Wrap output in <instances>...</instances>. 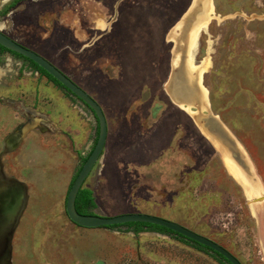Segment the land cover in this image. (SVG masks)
I'll return each instance as SVG.
<instances>
[{
  "label": "rangeland",
  "instance_id": "374dc122",
  "mask_svg": "<svg viewBox=\"0 0 264 264\" xmlns=\"http://www.w3.org/2000/svg\"><path fill=\"white\" fill-rule=\"evenodd\" d=\"M210 5L190 49L193 73L213 114L250 156L263 187L258 199L193 129L183 112L192 113L172 101L167 81V98L162 92L166 48L168 78L173 61L184 57L174 42L177 31H169L190 10L188 0H0V29L48 59L101 106L106 145L83 183L94 195L93 214L159 216L217 242L241 264H264V0ZM0 96L16 106L14 112L4 104L0 131L10 126L7 118L23 122L24 107L33 106L37 111L28 110L44 118L39 125L50 133L43 143L27 138L20 150L31 199L26 221L12 232L9 264H223L175 235L66 224L67 188L96 139L95 117L8 53L0 58ZM67 126L77 141H68L66 152L56 146L65 143L57 138ZM156 149L158 160L152 157Z\"/></svg>",
  "mask_w": 264,
  "mask_h": 264
},
{
  "label": "water",
  "instance_id": "95a60500",
  "mask_svg": "<svg viewBox=\"0 0 264 264\" xmlns=\"http://www.w3.org/2000/svg\"><path fill=\"white\" fill-rule=\"evenodd\" d=\"M0 46L5 49L16 53L42 68L45 72L51 75L57 82H59L71 95L80 100L86 105L94 115L97 122V137L95 144L87 156L86 160L82 164L75 179L73 180L65 198L64 208L65 213L70 220L79 227L84 228H98L109 227L112 225H121L126 223H149L157 226L164 227L180 236L194 241L225 258L230 264H241V262L233 256L227 249L218 244L217 242L207 238L201 234H198L179 223L174 221L155 216L147 213H124L115 216H104L98 214H80L75 208V197L84 183V180L89 175L90 171L102 156L106 139L108 135V127L105 115L98 102L93 99L85 90L79 85L75 84L65 73H63L58 67L51 63L48 59L36 53L35 51L23 46L21 43L16 42L12 38L8 37L0 30ZM11 183L18 185L16 181ZM22 185V184H19ZM23 187V185H22ZM24 193V191H23ZM25 201V194L23 196ZM27 198V197H26ZM24 206V202L15 211V217L11 224H0V264H4L5 261L10 259V239L12 232L16 226L18 216L20 215ZM9 264V263H7Z\"/></svg>",
  "mask_w": 264,
  "mask_h": 264
},
{
  "label": "crops",
  "instance_id": "0c3cea01",
  "mask_svg": "<svg viewBox=\"0 0 264 264\" xmlns=\"http://www.w3.org/2000/svg\"><path fill=\"white\" fill-rule=\"evenodd\" d=\"M191 2H192L191 0H188L189 8H190V5H191ZM187 12H188V10L185 11V12H183V14H185ZM181 15L180 16H177L174 19V22L176 20L178 22V20L181 19ZM174 22L168 28H170L174 24ZM168 28H166V29H168ZM162 39H163V36H162ZM163 42L166 43L167 41H165L163 39ZM166 51L169 53L168 54L169 57L167 58V62H166L167 72L165 73L164 79L160 83L162 92H163V94H164L165 97H166V95H165V92H164V86H163V84L166 83V81L168 80L167 74H168L169 70L171 69L170 68V64H171V60H170L171 59V56H170V45H169V47L166 48ZM194 54H195V52H194ZM194 62H195V60H194ZM196 65H200V63L199 64H196ZM206 97H207V102H208V94H206ZM0 99H1L0 100V119H2V118H4V115H6V112H8L7 111L8 109L5 108V105L6 104L11 103L12 104L11 106H13L12 108L14 109V112H15L16 106L13 104L15 101L12 100L11 98H9L8 96H5V97L0 96ZM170 100L168 99V101L171 104L174 105V103L171 102ZM204 101L206 102V98H205ZM183 107L188 108L189 111H190V113H192V115L193 114H197L196 116H198V115H201L202 114L203 116H206V115H209L208 112H210L211 115L215 116L216 117V119H215L216 121L214 119L213 120L216 122V124H219L220 125V129H221L222 133L224 134V136H222V137L221 136H217L218 139L215 140L216 142H211L207 137H205V135L203 133L200 132L198 126L197 125H194L195 120L193 119V116H192V118L189 115L187 116V114L185 112H183L180 108H178L179 110H181L186 115L187 120L189 121V123L191 122V125H193V129L196 128V130L199 133V135L202 136V138H204L207 141V143L210 145L209 146L210 149L218 157H220L222 163H223V158L221 156V153L222 154L225 153L224 157H226L229 160H231L233 162V164H235V166L237 167V169L241 171V173L247 174L250 177L251 176H254V178L256 177L257 178L256 181H258L260 183V179L257 176V173H256V171L254 169V164H253L250 156L247 154L246 150L237 142V140L234 139V136L230 133V131L222 124V122L220 121L219 117L217 115L213 114L212 110L210 109L209 102L206 103L204 105V107H202V108L198 107L197 103H190V102H185ZM29 108L31 110H33L34 112L37 111V109L34 108L33 106L32 107H29ZM29 108L28 107H26V108L24 107V112L21 111V113L23 112L22 114L24 115L25 118H24L23 122L18 123L17 125L13 124L14 123V118H13L14 116H13L12 111H9V113H8L9 115H7V116L8 117L13 116L12 117V120L9 119V118H7L5 120H7V121L10 120L11 124H10L9 127L4 128L2 131H0V155L2 154V156L0 158H1L2 162H3L2 164H3L4 171H6L7 174H10V176H11L10 178L18 183V185L14 184V188L21 190L22 197L25 194V201H24L25 203H24V206H23V209H22L20 215L18 216V219H17L16 224H20L21 221H24V222L26 221V210H27V207H28L29 202H30V199H31V194H30V191H29L28 183L26 182V162H25V159L23 158V156L22 155H21L22 157L20 156L21 147L25 144L27 138H29V139H33L34 138L35 140L40 141L41 143H43V142H46L47 141L45 138H43V136H48L50 134L45 128H42V127H40L41 125H39L40 121H38V120L41 119L42 117H38V116L35 117V115L32 114L28 110ZM159 115H160V112H156V117H159ZM43 119L44 118H42V120ZM139 120L141 122H143V118L142 119L140 118ZM158 122H160V120ZM180 123H183L184 124L186 122L181 121ZM2 125L3 124H1L0 127ZM67 129L68 130H67V133L66 134H64L62 131H59L60 133H59L58 138H57L59 140H62L63 139L65 141V143L64 142L61 143L58 140V142L61 144L62 147L61 146H56L59 149H61V148L65 149L66 148V152L69 151L68 150V147H66L68 141L69 142L70 141L71 142L77 141L74 138V136H73V132H72L73 129L69 128V126H67ZM176 132H177V130L175 129L172 132L171 137H168V140H169V142L167 143L168 145L166 144L165 146H162V149H164L163 153L166 151V149L168 147H170V143L173 142V139L176 136ZM74 133H75V131H74ZM140 135L141 136L143 135V132L142 131H140ZM210 135L213 137L212 132L210 133ZM225 136H226V140H225ZM228 142L231 143V146L234 145L235 148L234 149L233 148H229L231 146L229 145ZM216 143H217L218 147L221 146V148L223 150L221 149L220 151H222V152H219L218 148L216 147ZM166 146H168V147H166ZM3 147H6V149H5L4 152L1 151ZM156 150H157V152L156 153H153L154 155L152 157L155 158L156 160H158L160 158V155H159L160 154V150H158V149H156ZM16 155H17V157H16ZM15 160L17 162H19V164L18 163L16 164ZM14 162H15V164H14ZM223 165H224V163H223ZM224 167H225V165H224ZM226 171L228 172L227 168H226ZM228 174L231 175L229 172H228ZM236 183H238V182L236 181ZM19 184H22L23 187H22V185H19ZM238 185H240V187H242L241 184L238 183ZM242 189L244 190L243 187H242ZM262 189H263V187H262ZM23 191H24V193H23ZM256 197H257V195L254 198H256ZM258 198H256V199H258ZM253 201L257 203V201H255V199ZM251 203L252 202L249 199L248 204L251 205ZM262 204H264V199L262 201ZM45 213H46V210H45ZM50 214H51V212H50ZM254 214L257 217H259V214H260V217H262V215H263L262 211H260L259 208L256 209V211H255ZM50 219H51V217H50ZM263 222H264V216H263ZM68 223L70 225L71 224H74V223L70 222V220H67V223L66 224H68Z\"/></svg>",
  "mask_w": 264,
  "mask_h": 264
},
{
  "label": "bare ground",
  "instance_id": "6f19581e",
  "mask_svg": "<svg viewBox=\"0 0 264 264\" xmlns=\"http://www.w3.org/2000/svg\"><path fill=\"white\" fill-rule=\"evenodd\" d=\"M210 7V0H193L190 10H188L187 13L183 14V18L180 19L169 31L170 34H173L174 31H177L173 34L174 42H176V45L184 50V57H180L179 60L173 61L174 70L171 71L165 85L166 92L169 97L180 107H183L185 102L197 103L198 107L200 108L204 107L205 103H208L203 89L199 87V75H195L193 73L194 68L192 66L189 53L194 43L195 33L199 28L200 23L205 19L208 11H210ZM204 97L206 98V102L204 101ZM208 114L209 115L206 116H203L202 114L196 116L197 114H193L192 116L195 120V125L198 126L200 131L211 142H216L215 140L218 139L217 136L222 137L224 136V134L220 129V125L216 124L215 122L216 117L211 115L210 112H208ZM211 132L214 138L210 135ZM229 145L231 146V143H229ZM216 147L219 149V151L222 149L221 146L218 147L217 143ZM229 148L234 149L235 146L232 145ZM224 155L225 153H221L224 164L229 173L233 174L237 179L245 181L252 194L260 196L262 192V186L258 181H256L257 178H254V176L250 177L247 174L241 173V171L237 169L235 164H233V162L228 158L224 157ZM7 263L8 260L5 261L4 264Z\"/></svg>",
  "mask_w": 264,
  "mask_h": 264
},
{
  "label": "trees",
  "instance_id": "16d2710c",
  "mask_svg": "<svg viewBox=\"0 0 264 264\" xmlns=\"http://www.w3.org/2000/svg\"><path fill=\"white\" fill-rule=\"evenodd\" d=\"M3 51H8V50L5 49L4 47L0 46V54L3 53ZM8 52H10V51H8ZM10 53H12L16 57L21 58L22 60L28 62L31 67H33L36 71L39 72V74L44 75L48 80H50L56 86L63 89L67 95H71V93L68 90H66L59 82H57L51 75H49L42 68L37 66L35 63H33L32 61H30V60H28V59H26V58H24V57H22L16 53H13V52H10ZM95 141H96V139L94 140V144H95ZM92 148H93V146L91 147V150H92ZM91 150H90V152H91ZM89 153L85 157H82L80 159L81 162H80L79 166L77 167L74 175L72 176V179L70 180V183H69L68 188H67V192H68L73 180L75 179L78 171L80 170L82 164L84 163L87 156L89 155ZM75 198H76L75 199V208H76L78 213H80V214H93V212L91 210L96 206V204L94 201L93 192L90 189L84 188L82 185ZM122 226L126 227L127 230H131L133 233H138L141 231H146V232L147 231H155V232L163 233V234H173L177 237H181V239H183V241H185L186 243H190L192 246H194L195 248H197L199 250H202L204 252L211 251L213 253L214 257H216V259H218V261L220 263L230 264L225 258H223L218 253H216V252H214V251H212V250H210V249H208V248H206V247H204V246H202V245H200L194 241L186 239V238L180 236L179 234H176V233H174V232H172V231H170L164 227H161V226H157V225L149 224V223L135 222V223H126V224H121V225H112V226L105 227V228H108V229L109 228H118V227H122Z\"/></svg>",
  "mask_w": 264,
  "mask_h": 264
},
{
  "label": "flooded vegetation",
  "instance_id": "af4514ba",
  "mask_svg": "<svg viewBox=\"0 0 264 264\" xmlns=\"http://www.w3.org/2000/svg\"><path fill=\"white\" fill-rule=\"evenodd\" d=\"M3 33L6 34L8 37H10L7 33H5V32H3ZM106 34H107V32H104L103 33L104 36ZM8 51H3V53L0 54V58H1V56L4 53H8L10 55H13L12 53H10L11 51L10 52H8ZM36 53H38V52H36ZM13 56H15V55H13ZM92 146H94V141H93V145ZM5 149H6V147H3L1 151L4 152ZM1 156H2V154L0 155V157ZM2 163L3 162H2V160L0 158V224H11L13 222V220H14V217H15V213H16L15 211L24 202V199L22 197L21 190L14 188V184L11 183V181H13V180L10 178L11 177L10 174H7L4 171V168H3V164ZM141 232H146V231H141ZM147 232L158 233V232H155V231H147ZM138 233H140V232H138ZM135 234H137V233H135ZM158 234H163V233H158ZM165 235H168L170 237L173 234H165Z\"/></svg>",
  "mask_w": 264,
  "mask_h": 264
}]
</instances>
